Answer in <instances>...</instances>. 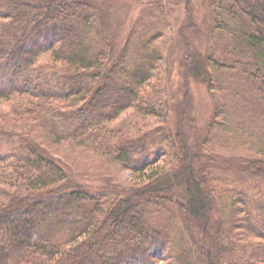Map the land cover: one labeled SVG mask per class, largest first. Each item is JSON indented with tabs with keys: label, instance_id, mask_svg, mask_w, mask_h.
Listing matches in <instances>:
<instances>
[{
	"label": "trees",
	"instance_id": "obj_1",
	"mask_svg": "<svg viewBox=\"0 0 264 264\" xmlns=\"http://www.w3.org/2000/svg\"><path fill=\"white\" fill-rule=\"evenodd\" d=\"M97 3L0 0V96L31 97L24 118L41 116L57 137L88 133L105 143L103 123L131 106L168 121L162 51L151 46L167 21L135 28L116 51L114 17ZM209 4L213 51H191L185 64L228 92L217 107L226 121L197 134L193 148L166 124L152 132L165 143L155 152L150 135L117 145L116 159L141 179L137 200L80 186L56 192L68 182L65 168L0 133V182L16 190L0 188V264H264V126L255 119L264 124V0ZM214 128L242 131L243 142L221 146L258 156L205 151L216 146ZM4 146L12 149L1 153ZM164 153L171 167L156 164Z\"/></svg>",
	"mask_w": 264,
	"mask_h": 264
},
{
	"label": "rangeland",
	"instance_id": "obj_2",
	"mask_svg": "<svg viewBox=\"0 0 264 264\" xmlns=\"http://www.w3.org/2000/svg\"><path fill=\"white\" fill-rule=\"evenodd\" d=\"M96 1L107 17H114L116 51L123 49L135 28L142 30L145 27L144 31L147 29L149 31L148 25L156 24L157 19L163 18L167 21V24L165 22L151 39V46L162 51L159 63L170 105L168 121L148 115L143 111L140 112L138 109L135 110L134 106H131L117 117L103 123L102 132H106L105 143L95 141V137L90 138L88 133L87 136L77 135L66 138L62 134L61 137H57L51 130L54 127L53 124L45 122L41 116L32 123L24 118L21 108L28 105V99L31 97L18 96L7 99L0 96V133L9 137H13L15 133L17 140L32 142L42 153L53 158L65 168L68 182L62 183L60 187L56 186L54 188V191L58 189L56 192L80 186L91 192H111L119 196H133L137 200L134 190L140 188L141 179H137L132 169L116 159L115 147L117 145L126 140L141 139L150 135L148 139L151 137L152 141L158 139L156 140L157 145H152V151L155 152L158 141L162 143L161 145L165 143L163 138L160 141L156 133L152 132L156 128H163L166 124L167 128L171 129L174 140L186 139L184 140L186 145L193 148L195 143L200 142V140L197 141V134H204L213 121L222 123V120L226 121L225 117H229L223 113L219 114L217 108L218 102L223 101L221 95L228 94V92L223 90L222 85L211 86L204 79L189 73L185 64L186 54L191 51L197 50L203 57L213 51L210 0ZM49 58V53L43 54L41 61H47ZM112 59L114 60L115 57ZM231 92L233 94L235 90L232 89ZM65 104L62 105L66 106ZM69 104L71 103H68V107L64 109L73 107ZM255 119L256 122L259 120L261 126H264L258 117ZM235 120L236 118L232 121L236 126ZM228 121L231 120L228 119ZM230 130L223 132L214 128L212 132L210 131V136L215 138L216 146L205 151L214 152L226 158L233 156L235 152H238L240 156L246 154L258 156L255 151H247L245 147L237 145L238 143H226L221 146L220 141L223 138L228 139V142L239 139L244 141L242 131ZM88 132L92 133V130ZM247 138H252V135ZM17 145L14 144L13 147ZM236 146L239 150L235 149ZM18 147L19 145L15 148ZM11 149L4 146L1 153L9 152ZM208 160L206 158L204 165L208 163ZM5 163H7L5 160L0 159V166ZM156 164L166 168V166L171 167L172 162L167 153H164ZM0 188H3L6 193H16L13 187L1 182ZM163 201L164 199L160 202L163 204ZM160 219L162 221L166 219V214L161 215ZM161 264H166V260H163Z\"/></svg>",
	"mask_w": 264,
	"mask_h": 264
}]
</instances>
